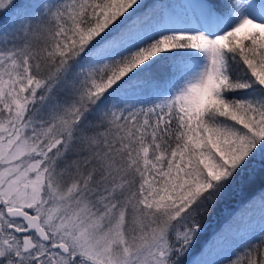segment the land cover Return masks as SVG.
Returning a JSON list of instances; mask_svg holds the SVG:
<instances>
[{"label":"snow or ice","instance_id":"obj_1","mask_svg":"<svg viewBox=\"0 0 264 264\" xmlns=\"http://www.w3.org/2000/svg\"><path fill=\"white\" fill-rule=\"evenodd\" d=\"M0 264H264V0H0Z\"/></svg>","mask_w":264,"mask_h":264},{"label":"trees","instance_id":"obj_2","mask_svg":"<svg viewBox=\"0 0 264 264\" xmlns=\"http://www.w3.org/2000/svg\"><path fill=\"white\" fill-rule=\"evenodd\" d=\"M154 2H155V3H161V4H171L172 8H173L176 12H178L177 8L175 7V6H177V5H176V4H177V0H145V3H147V4H151V3H154ZM260 188H261V181H260L259 178H257L256 182H255L254 184H252V185L249 187V189L244 193V196H251V195H253V194H258ZM248 194H249V195H248ZM237 200H239V198H237L236 200L231 201V202L229 203L228 207H229V208L232 207L233 203H234L235 201H237ZM255 214H256V216L258 217V215H259V209H258V208H257ZM221 216H222V214H221ZM221 216H217V217H218L217 219L219 220ZM214 218H215V217H214ZM214 218H212V219L209 220L208 233L211 231V230H210V229H211V226H213V225H218V224H219V223H218V220H216L214 224H211V221L214 220ZM217 227H218V226H217Z\"/></svg>","mask_w":264,"mask_h":264},{"label":"rangeland","instance_id":"obj_3","mask_svg":"<svg viewBox=\"0 0 264 264\" xmlns=\"http://www.w3.org/2000/svg\"><path fill=\"white\" fill-rule=\"evenodd\" d=\"M189 2V0H177V6H175L178 10V12H183L185 10V7L187 5V3ZM249 195V194H248ZM239 200L235 201L232 205V207H230L229 209H233L236 208L238 206ZM259 216V215H258ZM218 217H215L214 220L211 221V224H214ZM222 216L220 217V219L218 220V223L220 222ZM218 225H213L211 226V231L208 234H211V232L213 230H215L217 228Z\"/></svg>","mask_w":264,"mask_h":264}]
</instances>
